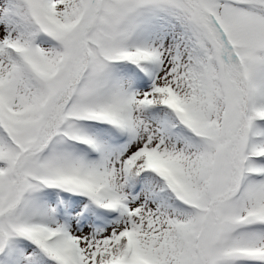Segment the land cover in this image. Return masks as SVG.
<instances>
[{
	"label": "snow or ice",
	"instance_id": "1",
	"mask_svg": "<svg viewBox=\"0 0 264 264\" xmlns=\"http://www.w3.org/2000/svg\"><path fill=\"white\" fill-rule=\"evenodd\" d=\"M0 264H264V0H0Z\"/></svg>",
	"mask_w": 264,
	"mask_h": 264
}]
</instances>
